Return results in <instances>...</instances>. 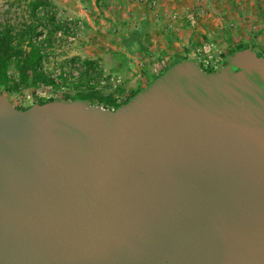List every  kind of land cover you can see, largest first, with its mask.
Returning <instances> with one entry per match:
<instances>
[{"label": "water", "instance_id": "obj_1", "mask_svg": "<svg viewBox=\"0 0 264 264\" xmlns=\"http://www.w3.org/2000/svg\"><path fill=\"white\" fill-rule=\"evenodd\" d=\"M0 264H264V58L180 61L115 109L0 94Z\"/></svg>", "mask_w": 264, "mask_h": 264}, {"label": "rangeland", "instance_id": "obj_2", "mask_svg": "<svg viewBox=\"0 0 264 264\" xmlns=\"http://www.w3.org/2000/svg\"><path fill=\"white\" fill-rule=\"evenodd\" d=\"M32 0H0V22L13 24L29 18ZM51 11L38 9V30L51 27L47 15L63 21L77 20V40L67 45L50 38L42 48L47 73L57 69L54 61L70 57L93 60L103 75L115 80L103 93L123 103L145 87L166 65L185 56L194 59L204 45L218 57L242 43L264 49V0H50ZM43 13V14H41ZM195 15V23L190 17ZM138 31L145 50L132 52L125 41ZM136 46L134 45L133 48ZM106 67H108L106 69ZM119 82H116V80ZM33 87H28L32 91ZM14 104L15 94H4ZM99 98H92L97 103ZM108 106L106 101L101 103Z\"/></svg>", "mask_w": 264, "mask_h": 264}, {"label": "trees", "instance_id": "obj_3", "mask_svg": "<svg viewBox=\"0 0 264 264\" xmlns=\"http://www.w3.org/2000/svg\"><path fill=\"white\" fill-rule=\"evenodd\" d=\"M50 0H32L30 2L29 18L13 24L10 21L0 22V94H15L23 88L33 87L39 83H51L52 80L49 75L42 68V60L44 53L39 44L35 40L39 34L38 30V9L42 7L45 12L51 11ZM44 22L51 27V33L59 29L61 26L56 23L54 15H47ZM138 31H132L127 41H125L126 47L132 52L136 50H145L144 44L141 40ZM134 45L136 46L135 48ZM238 50H251L256 53L258 57L264 58V49L257 48L255 45H251L249 42H242L236 45L232 51L223 55V59L229 56L234 51ZM191 58L185 56L177 61L166 65L158 74L153 76V81L158 77L160 73L167 68L176 65L180 61L189 60ZM88 66H92L93 63L86 62ZM150 81V82H151ZM142 88H139L134 94L139 92ZM132 94L130 97H132ZM99 98L97 103L92 102V98ZM128 97L127 100L130 98ZM77 98L85 99L93 104H100L103 101L110 103L111 100L107 97H103L98 93H92L88 95H81ZM126 100V101H127ZM45 103V102H39ZM119 106V105H117ZM116 106V107H117ZM23 107L21 109L28 108Z\"/></svg>", "mask_w": 264, "mask_h": 264}, {"label": "built area", "instance_id": "obj_4", "mask_svg": "<svg viewBox=\"0 0 264 264\" xmlns=\"http://www.w3.org/2000/svg\"><path fill=\"white\" fill-rule=\"evenodd\" d=\"M40 10L43 13H46L43 8ZM51 13L53 14V12ZM55 19L56 23H59L61 26L59 29L51 34L49 27H45L46 29L38 31L39 34L34 41H36L41 48H45L49 44V40L50 38H53V35L57 44L65 41L67 45H70L77 40L80 34L81 25L79 21L71 19L63 21L56 15ZM190 21L192 24L195 23V15L190 17ZM194 59L198 60L202 67L209 71L217 67L223 57L214 55V53H212V48L209 45H204L197 50ZM88 61L92 62L93 65L88 66L86 64ZM45 63L46 60L43 58L42 68L44 71ZM54 63L57 65V69L54 72L47 73L45 71L51 78V83H39L32 91L23 88L15 93L14 105L17 108H23L39 102H47L61 98L75 99L81 95L92 93L103 95L108 87L115 82L113 78L103 75L102 65L93 60H85L80 57H64L63 59L55 60ZM116 82H119V80L117 79ZM122 103L123 101L117 96L108 103V106H103L101 103L100 105L105 108L115 109L117 105Z\"/></svg>", "mask_w": 264, "mask_h": 264}, {"label": "crops", "instance_id": "obj_5", "mask_svg": "<svg viewBox=\"0 0 264 264\" xmlns=\"http://www.w3.org/2000/svg\"><path fill=\"white\" fill-rule=\"evenodd\" d=\"M108 67H106V69H107ZM108 70V69H107Z\"/></svg>", "mask_w": 264, "mask_h": 264}]
</instances>
